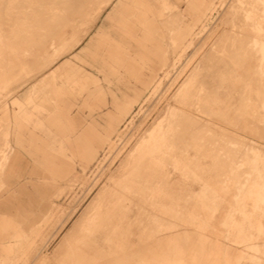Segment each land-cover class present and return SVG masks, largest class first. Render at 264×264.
<instances>
[{
  "label": "rangeland",
  "instance_id": "1",
  "mask_svg": "<svg viewBox=\"0 0 264 264\" xmlns=\"http://www.w3.org/2000/svg\"><path fill=\"white\" fill-rule=\"evenodd\" d=\"M102 1L0 0V73L7 69L11 79L10 83L0 81V217L13 220L28 234L14 248L15 256L9 264H203L202 255L209 248L204 235L217 233L225 245L230 244L227 235L236 218L246 223L248 234L253 233L257 250L246 249L235 264H264V228L253 229L264 222V140L255 137L259 141L256 143L240 136L247 125L256 127L264 137V18L258 19L259 30L250 28L245 22L246 11L238 7L239 0H172L176 8L165 11L168 19L163 23L169 34L162 31L154 39L167 54L160 75L163 83L147 88L144 98L153 92L147 102L122 106V119L110 116L101 132L86 123L90 126L89 141L75 138L77 152L84 156L64 158L57 148L40 141L50 140L46 131L26 132L27 139L33 134L39 141L20 150V178L2 177L9 152L4 138L12 127L11 113L27 111L34 102H54V88L60 80L67 81L64 76L69 75V91L73 94H81L86 86L75 68L81 64L77 56L80 49L62 56L51 67L47 64L52 47L59 41L52 39L83 27L91 31L97 22L93 21L94 12ZM250 35L259 41L246 39ZM251 62L260 69L252 72L249 82L246 69ZM66 65L71 66L69 74L64 72ZM119 70L137 87L140 83L133 77L143 78L149 72L140 70L128 58ZM192 76V95L179 102L189 118L180 124L183 144L178 152L190 157V144L196 138L199 158L188 161L184 168L187 175L175 171L170 157L163 158L171 175L153 197L163 196V209L157 208L150 195L149 177L137 174L135 166L144 171L145 159H136L128 182L123 184L121 178L113 185L122 192L106 200L116 202L115 213L109 217L113 220L91 226L87 236L72 233L70 228L94 196L110 183L144 133L174 105V94ZM27 97L29 100H25ZM70 101L77 105L73 114L79 121L90 120L91 115L98 117V112L92 114L84 106V100ZM136 113L134 123L123 130ZM222 113H229L231 122ZM249 113H262L261 120L249 121ZM200 123L201 129L192 131ZM204 125H209L210 133ZM147 157L152 159L149 154ZM53 163L64 164L65 169L68 164L74 166L66 183L64 178L49 174ZM53 180L60 185L55 205L42 226L34 229L32 225L48 211L47 197L55 191ZM128 187L130 192L126 191ZM143 188L147 190L142 192ZM223 210L229 216L222 222ZM153 215H158L163 225L155 222ZM69 230L74 238L67 234Z\"/></svg>",
  "mask_w": 264,
  "mask_h": 264
},
{
  "label": "crops",
  "instance_id": "2",
  "mask_svg": "<svg viewBox=\"0 0 264 264\" xmlns=\"http://www.w3.org/2000/svg\"><path fill=\"white\" fill-rule=\"evenodd\" d=\"M171 8H176V4L172 0H112L96 19L95 26L91 31L89 30L90 32L88 31L89 34H86L78 47L80 52L77 56L81 60V64L75 65V68L86 82L82 93L73 94L69 91V75H67L64 76L67 81L60 80L54 88V102H34L27 111L11 113L12 127L4 138L9 152L6 153L2 177L20 178V150H26L27 146L38 144L39 141L33 134L27 139L26 132H32L36 129L46 131L50 140L43 141L40 139V141L44 142V145L47 144L46 146L57 148L64 158L84 156V154L77 152L75 138L80 136L79 138L89 141L91 138L89 135L90 126H86V123L95 126L101 132L105 129L106 121L109 120L110 116L117 115L115 119H122V106H135L138 103L142 106L145 104L153 93L151 92L148 97L144 98L147 88L149 89L154 85L155 87L158 86L164 78L160 75L165 70V58L163 57L167 54L161 49L159 42H155L154 39L160 32H168L163 23L168 19V13L165 11ZM102 19H104L103 23L92 33ZM88 36L90 39L85 43ZM247 39L259 41L254 35L248 36ZM126 58L135 61L140 70L144 68L149 70L143 78L133 77L135 81L140 83V87L132 86L133 80L124 76L119 70ZM70 67L69 65L64 67L67 69L64 71L66 74H69ZM259 69V65L255 62L248 64L246 70L249 71V82L252 78L250 76L252 72ZM247 86L253 87V84L248 83ZM142 98L144 99L141 100ZM71 99L84 100V106L92 114L98 112V117L91 115L90 120L79 121L73 114L77 105L70 101ZM18 100L22 103L21 99ZM25 100H29V97ZM36 108L41 109V111L35 112ZM105 110L106 113H104ZM136 115L137 113L128 122ZM225 115L226 120L231 122L230 114L226 113ZM261 115L262 113L255 115L249 113L251 117L249 121H259ZM241 131L243 134L240 136L248 140L256 143L259 141L255 137L264 140L263 134L256 127L246 125ZM68 151L69 154H67ZM64 166V164L53 163L49 174L64 178L66 183L74 166L68 164V169H65ZM58 183V180L52 181V184L55 185L52 186L55 191L47 197L48 211L44 217L32 225L34 229L37 226H42L50 216L55 205L53 202L58 195V186H60ZM228 216L229 213L223 210L221 221L227 220ZM245 224L240 223L237 218L235 219L231 224L233 228L228 231L227 235L228 238H231L229 240L231 243L227 245L217 233L205 234L209 248L202 255L203 264L239 263L244 251L256 245L252 243L253 233H247ZM248 224L250 225L249 222ZM261 224L254 226L253 229L258 230L259 227L261 228ZM234 227L237 232L234 231ZM262 228H264V222ZM26 235H28L26 231L16 225V222L8 217H0V262L9 264L13 261L14 248L19 246ZM258 245L262 244L258 243ZM218 254H221V257H218Z\"/></svg>",
  "mask_w": 264,
  "mask_h": 264
},
{
  "label": "bare ground",
  "instance_id": "3",
  "mask_svg": "<svg viewBox=\"0 0 264 264\" xmlns=\"http://www.w3.org/2000/svg\"><path fill=\"white\" fill-rule=\"evenodd\" d=\"M111 1L112 0H103L102 2L99 3V6L94 12L93 21H96V19L100 16V14L103 12V10L108 6V4ZM238 2H239L238 7L246 11L245 12V22L253 30H259L258 19H260L261 17L264 18V0H239ZM84 18L85 17H82V21H81L82 24H84L83 22ZM88 18L86 19V21H89ZM89 30L90 28L83 27L82 29H80V31L73 30L72 32H65V33L63 32L64 34L62 36L52 39V41L53 40H59V41H57V43H55L54 46L52 47L51 50L53 51L52 52L53 55L49 58L47 65L51 67L57 61H59V59L62 56L67 55L68 53L70 54L72 51L76 50L80 46L82 41L84 40ZM243 40H245V38ZM6 41L8 42V44H11L10 42L11 39L9 37H7ZM251 41H253V39ZM9 59L14 60L13 57L12 58L10 57ZM6 72H7V69H5V72L0 73V81L10 83L11 79L7 77ZM18 79L19 78H14L13 80H18ZM193 79H194V76H192L187 81V83L181 86L178 89V91L174 94V99H173L174 105H170L166 109L163 116L160 119H158L157 122L153 125V127L144 133V135L141 137V139L137 142L135 147L131 150V152L127 155L126 159L123 161L117 174L113 175L110 178V183H108V185H106V187L102 191H100L94 196V198L91 200L89 205L86 207L85 211H83V214L81 215L79 220H77L74 223V226L70 228V230L72 229V233L75 231H78L80 233L83 232V235L86 233V236H87L91 232L90 231L91 226H99L102 224H108L110 223L111 220H113V219H110L109 217L112 216L113 213H115L116 202H107L106 200L107 198L116 197L120 194L119 192H122V190H116L113 187V185L118 181V179H121V178H123V181H122L123 184L128 182L129 178L132 177L133 175V172L131 171L132 163L136 159H138L140 162H142V160L145 159L146 165H145L144 171L140 170L138 166H135V168L138 170V173H137L138 176L142 178L144 177L145 179L149 177L148 182L149 184H151V187L148 189L152 193V194L150 193L152 198L154 197V194L156 192H161L163 181L166 180V178H169L171 175V173H169V171L167 170V165H164L162 163L164 157L168 156L173 160L174 169L178 174L183 173L184 175H187V172L185 171L184 168L186 167V164H188V161L192 160L193 157L199 158V146L197 144V139L193 138L192 140L193 142L190 144V153H191L190 157L189 156L187 157L185 155L182 156L181 153L178 152L182 147L181 145L183 144L179 138V133L181 131L180 124L182 121L187 120L189 118L188 113L182 107L179 106V102L183 100L185 97L192 95L190 89L192 88V85H193L192 84ZM162 83H163V79L159 82L158 87L159 86L161 87ZM133 123H134V118L130 122H128L124 130L129 129L130 125ZM207 126L209 125H204L202 127L207 133H210L211 129ZM198 129H201V123H200V126H198V124L194 125L192 128V131H197ZM113 143L115 144V141ZM154 150L156 151V153L153 152ZM147 154L152 156V159L150 157L149 160H146V158H148ZM156 154H157V157H155ZM129 190H130L129 187L126 188L127 192H130ZM145 190L147 189L143 188L142 192ZM153 199L156 201L157 208H159V210H162L164 207V203L162 202L163 196L160 195ZM153 217L156 218L154 219L155 222H157L160 225H163V220L158 215H153ZM67 234L70 235L71 232ZM66 236L65 237L63 236V238H66ZM73 236H76V235L75 234L72 235V238H74ZM68 239H69V236H68ZM68 239L66 238L65 240H68ZM70 239H71V236H70ZM61 241L63 242V239ZM63 243H66L65 245L68 244L67 241ZM255 246L256 245H254V249H255ZM255 250H257V248Z\"/></svg>",
  "mask_w": 264,
  "mask_h": 264
}]
</instances>
